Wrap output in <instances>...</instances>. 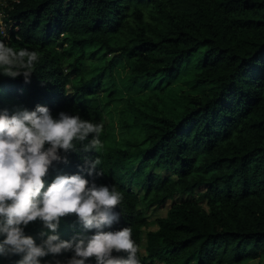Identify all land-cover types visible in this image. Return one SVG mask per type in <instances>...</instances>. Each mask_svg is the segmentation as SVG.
<instances>
[{
    "label": "trees",
    "instance_id": "1",
    "mask_svg": "<svg viewBox=\"0 0 264 264\" xmlns=\"http://www.w3.org/2000/svg\"><path fill=\"white\" fill-rule=\"evenodd\" d=\"M2 1L0 42L38 60L30 83L0 75V110L103 124V147L77 143L47 182L114 185L119 220L103 230L130 227L140 264H264V0ZM85 157L101 161L93 175ZM95 231L66 217L56 234ZM25 232L37 244L53 234L38 222Z\"/></svg>",
    "mask_w": 264,
    "mask_h": 264
},
{
    "label": "clouds",
    "instance_id": "2",
    "mask_svg": "<svg viewBox=\"0 0 264 264\" xmlns=\"http://www.w3.org/2000/svg\"><path fill=\"white\" fill-rule=\"evenodd\" d=\"M37 60L35 51L16 50L0 42V67L4 69L0 75L22 76L30 83ZM102 131V123L66 112L54 117L44 106L12 113L0 110V257L20 256L16 264H41L49 255L72 252L66 264H87L89 260L140 264V249L130 227L103 230L119 220L115 210L122 194L114 185H97L80 174H61L47 182L51 169L68 163V153L78 152L77 143L84 153L99 151ZM84 159L88 175H93L101 163L99 157ZM66 217H75L86 231L95 229V234L77 233L70 241L62 240L56 233ZM37 222L53 233L41 232L39 244L25 232Z\"/></svg>",
    "mask_w": 264,
    "mask_h": 264
},
{
    "label": "rangeland",
    "instance_id": "3",
    "mask_svg": "<svg viewBox=\"0 0 264 264\" xmlns=\"http://www.w3.org/2000/svg\"><path fill=\"white\" fill-rule=\"evenodd\" d=\"M5 1H0V22L1 23H3V27H2V30H4L5 31V26H4V21H3V14H2V7L3 6H6V3H4ZM5 4V5H4ZM6 32V31H5ZM6 34H7V32H6ZM181 95L182 96H186L187 94H189L190 93V89L189 88H187V87H184V85L183 84H181ZM112 110H113V112L111 113V115L108 117V120L109 121H112L113 120V123H116V122H118L117 121V119H118V114L116 113V111L114 110V108H112ZM167 209H160V210H158L157 212H155L154 214H151L152 216H154L153 218H155V217H157V216H164L165 214H166V211ZM251 264H256V262H253V263H251Z\"/></svg>",
    "mask_w": 264,
    "mask_h": 264
},
{
    "label": "built area",
    "instance_id": "4",
    "mask_svg": "<svg viewBox=\"0 0 264 264\" xmlns=\"http://www.w3.org/2000/svg\"><path fill=\"white\" fill-rule=\"evenodd\" d=\"M2 33H3V35H7L6 32H5L4 30H2Z\"/></svg>",
    "mask_w": 264,
    "mask_h": 264
}]
</instances>
